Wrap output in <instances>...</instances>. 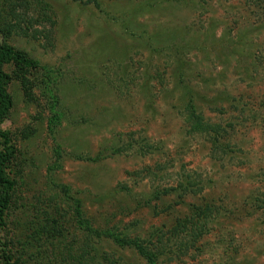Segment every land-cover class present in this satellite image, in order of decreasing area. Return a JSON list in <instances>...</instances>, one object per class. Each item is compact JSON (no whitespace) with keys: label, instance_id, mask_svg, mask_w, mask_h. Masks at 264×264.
<instances>
[{"label":"rangeland","instance_id":"rangeland-1","mask_svg":"<svg viewBox=\"0 0 264 264\" xmlns=\"http://www.w3.org/2000/svg\"><path fill=\"white\" fill-rule=\"evenodd\" d=\"M3 45L13 261L264 264V0H0Z\"/></svg>","mask_w":264,"mask_h":264},{"label":"trees","instance_id":"trees-1","mask_svg":"<svg viewBox=\"0 0 264 264\" xmlns=\"http://www.w3.org/2000/svg\"><path fill=\"white\" fill-rule=\"evenodd\" d=\"M12 5L8 15L15 18L18 26L23 21H19L18 18H22V15L16 14L20 9L19 4ZM46 10V9H44ZM26 14V13H23ZM30 62L24 57L22 53L17 52L13 47L9 45L0 46V233L4 232L6 227V213L9 210L14 183L6 174V167L11 163L15 156V147L12 143L10 134L1 128L2 121L11 113L14 101L8 92V86L12 82V77L9 76L4 68L8 65L16 66L19 71H23L29 67ZM22 85L30 91L28 83L21 76ZM202 214V212H201ZM80 215V214H79ZM100 235V234H97ZM115 244L121 248L133 247L138 250V253L147 259L149 264H156L154 261V255L143 243H139L134 240H122L119 237H113ZM1 258L4 264H20L17 261H13L8 245L0 239ZM67 250L62 248L61 244L53 241H49L44 247L41 248L38 253V259L36 264H100L95 261L92 263L90 259L92 257H85L82 254L76 255L77 257H70L67 254Z\"/></svg>","mask_w":264,"mask_h":264}]
</instances>
